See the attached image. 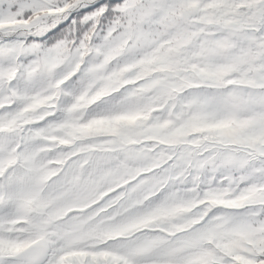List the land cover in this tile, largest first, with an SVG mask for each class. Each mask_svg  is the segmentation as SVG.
I'll return each instance as SVG.
<instances>
[{
	"label": "snow or ice",
	"instance_id": "6c2138e0",
	"mask_svg": "<svg viewBox=\"0 0 264 264\" xmlns=\"http://www.w3.org/2000/svg\"><path fill=\"white\" fill-rule=\"evenodd\" d=\"M0 264H264V0H0Z\"/></svg>",
	"mask_w": 264,
	"mask_h": 264
}]
</instances>
